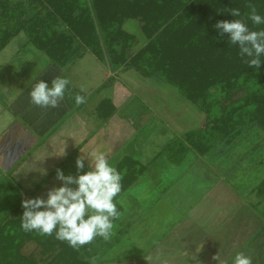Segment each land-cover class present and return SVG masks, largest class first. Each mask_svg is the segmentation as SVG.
<instances>
[{
    "label": "trees",
    "instance_id": "obj_1",
    "mask_svg": "<svg viewBox=\"0 0 264 264\" xmlns=\"http://www.w3.org/2000/svg\"><path fill=\"white\" fill-rule=\"evenodd\" d=\"M30 4L31 9H26L19 0H0V53L25 33L29 44L64 68L83 48L114 72L135 70L146 79L159 78L172 84L206 115L203 129L175 136L148 165L164 156L180 167L190 152L205 158L244 126L255 124L264 130V56L260 57V68L250 67L239 47L214 27L220 20L241 19L250 30H264V24L256 25L248 19L252 9L264 17V0H31ZM233 9L241 15L231 16ZM131 19L140 22L148 40L132 56L129 51L136 37L124 29ZM113 80L110 78L103 87ZM115 111L110 100H104L98 108L102 118ZM148 165L130 157L118 164L121 192L114 202L120 215L113 220L114 226L124 213L120 197ZM10 187L19 193L14 185ZM251 192L264 200V178ZM22 211L20 199L10 213L19 212V217L9 214L0 220V264H37L36 259L20 253L28 240L42 248V254L48 257L45 264H99L101 254L126 232L120 230L112 243L96 237L73 248L67 241L56 239L55 232L41 235L23 230ZM258 212L264 218V207Z\"/></svg>",
    "mask_w": 264,
    "mask_h": 264
},
{
    "label": "crops",
    "instance_id": "obj_2",
    "mask_svg": "<svg viewBox=\"0 0 264 264\" xmlns=\"http://www.w3.org/2000/svg\"><path fill=\"white\" fill-rule=\"evenodd\" d=\"M25 44L28 45L27 42ZM89 53L91 52L82 49L80 55L64 68L58 67L50 59L49 62H45L42 56L44 53L42 55L38 54L39 56L36 58L38 60L43 59L45 65L36 67L40 65L38 60L31 64L36 67L35 74L30 69L26 70V66L22 62L12 63V61L20 57L22 54L20 51H16L6 58V66H3L0 70V77L2 76L0 78L1 193L4 188L11 190L10 185L13 184L19 191L17 197L43 195L46 193L47 188H50L53 184H59L55 179L56 167L64 169L66 174L71 173L75 156L89 141L88 137H85L89 124H86L79 116H75L74 111L77 105L75 96L79 94L84 97V102L77 105V109L82 108L87 103L85 100L87 94L89 92L91 94L92 91H99L104 86L97 85L98 88L95 91L94 89L86 91L84 89V86H87L86 84L88 86L89 83L90 86L93 85L91 78H87L91 77V75H85L86 77L78 75V71L75 70L77 62L83 60ZM96 61L95 70L103 71L104 80L107 79L105 72L106 63L97 59ZM119 72L117 71L116 73ZM128 72L131 73L132 70L125 73ZM5 73L6 76L3 77ZM110 73L112 74V72ZM55 77H63L69 81L64 98L56 108L34 105L30 97L32 86L40 80L50 84ZM116 79L118 78L115 77ZM104 100H101L95 107V116L99 118V121L102 120L105 124L112 123L117 128L115 132L119 131L122 136L124 132L122 131V126L125 127L126 124H130L131 126L129 127L132 130L138 128L134 127V122L136 121L137 123L140 113L145 110V105L141 104L142 101L127 99L124 101L123 107L120 108L110 100L116 111L110 117L102 118L98 108ZM136 123L135 125H137ZM115 132L112 135L117 137ZM84 137L85 139L80 141ZM94 139L99 144L102 143L104 149L108 147L107 141L110 143L111 140L113 144L115 143L113 137L106 141L104 140L106 138L101 134L94 137ZM96 149L89 150V153ZM124 157H130L143 165H148L154 158L144 164L142 160L136 158L134 153ZM124 157L114 161V163L112 162V165L117 169L118 164ZM160 159L163 162V166L170 169V171L173 170V167H176L166 157L161 156L157 161L159 162ZM157 161L155 162L156 164L158 163ZM200 161L197 160V156L193 158L190 166L192 168H189V171L180 177V179H183L186 189L191 185L189 189L195 191V193H171L167 189L168 184L164 183L161 197L155 203L157 207L162 201V218L158 217V211L153 210L154 227L150 232L151 234L158 231L160 235L157 234L159 235L158 238L157 235H154L153 240L147 245V259L141 261L139 258H128L125 261H121V259L112 258L106 263L230 264V258L234 257L237 252H242L252 257V264H264V218L258 212L264 207V200L257 198L251 192L253 187L264 178V175L261 177L264 168L261 171L260 167H254V171L248 173L246 171L248 166L241 169L243 166L237 167L235 160H232L228 161L226 171L222 170L223 173L221 175L214 174L215 176H213L210 173L208 164ZM155 163L148 165L147 170L138 177L128 190L143 177V182L149 178L154 179L156 174L152 168L156 165ZM213 166L223 167V163L218 159L214 161ZM170 171L162 173V176L164 174L167 176ZM251 173L254 175H250ZM201 175L204 176V182L202 178L199 180ZM256 175L258 176L255 179ZM250 179L251 181H249ZM201 187L202 190L200 189ZM128 190L120 197L122 201L125 199V203L120 202L124 209L123 214L130 212L127 218L130 220L126 221L122 218L120 223H134L135 226L131 229L134 230L138 225L133 218H137V215L131 214L133 203L130 200L133 198L128 195H132L133 192ZM199 190L201 193H199ZM176 195L177 198L175 200H180L177 208L175 204L174 206L170 202V199L173 196L176 197ZM188 196H196L195 205L189 209L185 206L186 197ZM17 202L18 198L10 201L8 207L13 209ZM1 204L0 214L2 215L6 209V204H3L5 206ZM131 233L132 231L125 235L122 238L123 240L121 239L115 245V248L117 249V247L122 246L121 244L128 242L130 237L138 236L140 238L145 236L142 235L143 231L141 234L131 235ZM155 238L157 242H153ZM133 240L136 239L133 238ZM138 246H144V244L140 243ZM116 255L119 256L120 254Z\"/></svg>",
    "mask_w": 264,
    "mask_h": 264
},
{
    "label": "rangeland",
    "instance_id": "obj_3",
    "mask_svg": "<svg viewBox=\"0 0 264 264\" xmlns=\"http://www.w3.org/2000/svg\"><path fill=\"white\" fill-rule=\"evenodd\" d=\"M19 2L22 3L24 8L31 9V0H19ZM59 29L62 31L64 30L63 27H60ZM124 29L136 37V42L129 51L130 56H132L141 48H143L147 44L148 40L142 33L141 24L137 20H128L124 25ZM26 42L28 45L25 44ZM16 51H20L22 54L19 58L12 61V63H24L26 70H32L33 74H35L34 72L36 67L45 65L44 60L45 62H49V58L47 56L39 52L36 48L28 43L26 34L21 33L0 54V70L3 66H6V58ZM38 54H43L42 56L44 60H38L36 58L39 56ZM36 60L39 61L38 64L40 65L34 67V65L31 64L35 63ZM96 62L97 61L92 53H89L87 57L81 61H78L75 65V70L78 71V75H91V77L87 78H91L93 85L90 86L89 83L88 86V84H86L87 86H84V89L86 91L94 89L95 91V89L98 88L97 85H104L110 78H113L114 80L111 82V84L107 85V87H102L99 91H92L91 94L89 92L85 98L87 103L82 108L77 109L76 105V109L74 111L75 116H79L81 120L85 121L86 124H89L87 127L88 131L86 132L85 136L89 139L88 144L78 153V155L87 156L89 150L97 148L93 151L104 152L106 155H108L109 162L111 164L125 155L132 153L136 155L137 159L142 160V163L146 164V162L150 161L155 155H157V153L161 151L166 143H168V141L175 136L181 135L184 132L190 130L203 129L205 127L206 115L195 105L190 103L172 84L167 83L159 78L146 79L138 74L135 70H132L131 73H125L130 70H121L119 73H116L107 63L105 65L107 79L104 80L103 71L95 70ZM110 72H112V74ZM4 76H6V73L3 75V77ZM115 77L118 79L115 80ZM0 78H2V76ZM104 99H110L116 104L117 107L120 108L123 107L125 103L124 101L127 99H136L137 101H142L143 103L141 102V104L145 105V110L140 113L137 123L136 121L134 122V127H138L136 128L138 131H136V129L132 130L129 127L131 125L126 124L125 127L122 126V131H124L122 136L119 134V131L115 132V129L117 128L115 125H112V123L105 124L104 121H99V118L95 116V107L101 100ZM135 123L137 125H135ZM114 132L117 134V137L112 135ZM99 134L104 136L106 138L104 140L106 141L109 140L110 137H113L115 143L113 144L111 140L110 143L107 141L108 147L107 149H104L103 144H99V142L94 139V137H97ZM85 137L81 138L80 141H83ZM117 139L119 141L118 144ZM196 156L197 155H195L194 152H190L183 166L173 167V170L171 171L170 169H167L163 166V162L160 159L159 162L157 161L158 163H155L156 165L152 168L153 172L156 174V176L154 175V179L149 178L143 182V177L130 190H128L134 194L128 196L133 198L130 200L133 203L131 214L137 215V218H133V220L138 226L134 230H131L135 224H131V222L120 223L122 220L121 219L118 224L114 226L115 231L111 233L108 242L110 241V243H112L113 237H118L120 230L126 231L124 236L130 233V231H132L131 235L141 234L143 231L142 235L145 236L140 238L138 236L130 237V239L128 238V242L121 244V247H117L116 249L115 246H113L111 249H108L105 254H101L100 257H102V259H100L98 262L99 264H104L110 261L112 258H118V260L121 259V261H125L128 258H139L141 261L147 259V245L153 240L154 235H160L158 231L151 234L150 232L154 227V216L152 214L153 210L158 211V217L162 218V201L157 207L155 203L159 201L161 197V191L164 190V183H166V185L168 184L167 189L171 193H195V191L189 189V186L191 185H189L188 189H186L187 187L185 183H183V179H180V177L189 171L188 169L191 166L192 160L193 158H196ZM218 159H220V161L223 163V167L213 166L214 161ZM197 160H201L202 162L204 161L206 164H208L211 171L210 173L213 176H215L214 174L221 175L223 173L222 170L226 171V165L228 161L232 160H235L234 162L237 164V167L243 166L241 169H243L245 166H248V169L246 170L248 173L250 171L253 172L254 167H260V170L262 171L264 168V163H262L264 160V130L255 124L244 126L239 131L234 133L230 140L216 145L211 150V152L206 155L205 158H199V156H197ZM74 161L75 160L72 162L73 169H71V173L73 174H75ZM166 171H170V174L167 176L164 174V176H162V173H166ZM250 175L253 176L254 174L251 173ZM263 175L264 172L262 173L261 177ZM257 176L258 175H256L254 178L256 179ZM201 178L204 182L205 179L203 175H201L199 180H201ZM249 181H251V179ZM200 189L202 190V187ZM17 193L18 192L15 193L12 190H6V188L2 190V193L0 190V203H2L1 205L6 204L4 214H2L4 216L0 214L1 220L6 219L9 213L13 210L12 208L8 207L10 201L18 198L19 202L20 199L22 201L23 199L30 198V196H20L21 198L17 197ZM199 193H201L200 190ZM175 198H177V195L176 197L173 196L170 199V202H172L173 205L175 204L176 206H174L177 208L180 200H175ZM122 202L125 203V199H123ZM195 202L196 196H188L186 197L185 206H187L189 209L195 205ZM129 215L130 212L125 213L123 214L122 218H124L126 221H129L130 219H127ZM9 216L11 218H18L19 212H14ZM159 235H157V238ZM133 238L136 240H133ZM156 240L157 239L155 238L153 242H157ZM140 243H143L144 246H138ZM20 253L24 256L36 259L37 264H45L48 258L42 254V248L32 240H28L24 243ZM116 254L120 255L117 256ZM122 263L124 264V262Z\"/></svg>",
    "mask_w": 264,
    "mask_h": 264
},
{
    "label": "clouds",
    "instance_id": "obj_4",
    "mask_svg": "<svg viewBox=\"0 0 264 264\" xmlns=\"http://www.w3.org/2000/svg\"><path fill=\"white\" fill-rule=\"evenodd\" d=\"M231 16H240L238 9ZM254 24H264V17L255 9L248 14ZM215 29L237 45L242 57H247L250 67L260 68L264 56V30H250L244 20H220ZM69 81L55 77L51 83L37 81L31 88L30 97L34 105L56 108L64 98ZM84 97L75 96L77 105ZM75 174H66L61 167L55 168L53 184L43 195L23 199L21 207V228L37 231L41 235H52L69 246L78 248L96 237L107 240L114 228L113 220L120 213L114 198L121 192V174L109 162L104 152L92 151L87 156L77 155L74 161ZM230 264H252V257L237 252L230 258Z\"/></svg>",
    "mask_w": 264,
    "mask_h": 264
}]
</instances>
